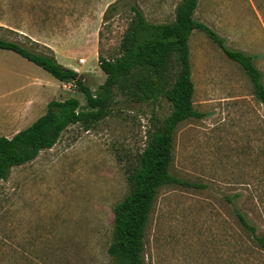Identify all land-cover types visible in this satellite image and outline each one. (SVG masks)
<instances>
[{
    "label": "rangeland",
    "instance_id": "1",
    "mask_svg": "<svg viewBox=\"0 0 264 264\" xmlns=\"http://www.w3.org/2000/svg\"><path fill=\"white\" fill-rule=\"evenodd\" d=\"M114 1L0 0V37L34 51L54 44L60 63L67 44L77 53L86 50L85 63L76 58L75 64L95 91L106 75L87 44H95L97 59L99 49L109 57L130 19L125 10L103 22ZM179 1L138 4L148 21L170 22ZM193 16L228 47L253 54L264 75V0H198ZM189 46L193 105L203 116L177 125L169 170L203 186L159 187L145 229V264H264V249L251 241L225 198L239 193V207L264 234V103L243 68L204 32L194 30ZM16 69L26 78L57 81L19 54L0 49V93L21 83L19 99L37 91L30 81L9 77ZM47 91L41 88L39 94ZM57 96L75 97L86 106L74 85H60ZM170 111L163 96L134 103L117 94L107 117L87 130L68 126L51 148L13 167L0 181V264H113L107 253L113 209L129 192L128 170L148 129Z\"/></svg>",
    "mask_w": 264,
    "mask_h": 264
},
{
    "label": "trees",
    "instance_id": "2",
    "mask_svg": "<svg viewBox=\"0 0 264 264\" xmlns=\"http://www.w3.org/2000/svg\"><path fill=\"white\" fill-rule=\"evenodd\" d=\"M198 0H180L170 22H150L138 0H116L104 13L106 23L121 11L130 14L129 22L119 40L117 51L103 57L98 50V65L105 79L95 91L81 74L59 63L53 51H34L17 42L0 37V49L11 50L40 66L64 83L73 84L85 97L52 99L46 111L27 127L11 137L0 136V181L11 169L25 164L42 151L51 148L70 125L89 129L94 122L107 117L117 94L125 101L152 102L159 96L171 104L170 113L147 131L145 146L132 160L128 170L129 192L113 209L112 236L107 248L113 264H145V229L157 190L164 184L202 187V184L179 179L170 173L173 159V137L177 125L203 113L193 105L194 84L191 78L189 38L194 30L202 31L224 54L237 62L253 84L256 98L264 103L263 73L254 63V55L227 46L225 38L193 16ZM102 32L99 31V43ZM240 194H226L233 214L251 241L264 249V234L239 207Z\"/></svg>",
    "mask_w": 264,
    "mask_h": 264
},
{
    "label": "crops",
    "instance_id": "3",
    "mask_svg": "<svg viewBox=\"0 0 264 264\" xmlns=\"http://www.w3.org/2000/svg\"><path fill=\"white\" fill-rule=\"evenodd\" d=\"M33 35V34H32ZM50 49L53 50L56 59L59 60V55L56 51L54 44H43ZM88 45V51L90 54H93L95 60H97V51L95 44L91 46ZM59 47V45H57ZM7 50V49H6ZM77 50V49H76ZM75 50L74 46H67L65 47V52L63 56L62 65L72 68L78 73L84 74L79 67L75 64V59H78V63H85L86 59L83 57L84 51L79 50L78 53ZM11 51V50H10ZM78 54V55H77ZM22 57V56H21ZM24 58V57H23ZM83 59V62L79 60ZM27 60V59H26ZM57 60V61H58ZM60 63V62H59ZM12 73V74H11ZM2 73L0 72V83H2ZM11 79L15 80H22L23 78L30 81L31 85L37 87V91H33L29 96L25 97L24 99H19V93L22 91L21 87H23V83L19 85H15L12 89H7L0 93V136L11 137L17 131L27 127L30 125L35 119L41 116L43 110L47 107V104L52 99H65V98H58V88L60 85L65 86L66 83L54 80H46L43 81L38 76H33L32 78H26L25 73L21 70H12L10 72ZM56 84V85H55ZM57 84L59 86H57ZM57 86V87H56ZM46 87V88H45ZM41 88H44L47 91V94L40 95L39 91ZM42 110V111H41ZM46 111V110H45ZM41 112V115H39Z\"/></svg>",
    "mask_w": 264,
    "mask_h": 264
},
{
    "label": "built area",
    "instance_id": "4",
    "mask_svg": "<svg viewBox=\"0 0 264 264\" xmlns=\"http://www.w3.org/2000/svg\"><path fill=\"white\" fill-rule=\"evenodd\" d=\"M79 61H80V62H83V59H80ZM68 84L73 85V84H71V83H68Z\"/></svg>",
    "mask_w": 264,
    "mask_h": 264
}]
</instances>
